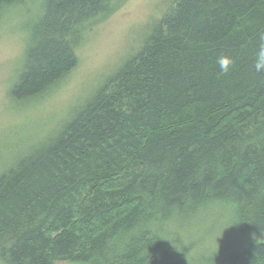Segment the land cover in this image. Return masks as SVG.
<instances>
[{"label":"trees","instance_id":"obj_1","mask_svg":"<svg viewBox=\"0 0 264 264\" xmlns=\"http://www.w3.org/2000/svg\"><path fill=\"white\" fill-rule=\"evenodd\" d=\"M24 1L0 0V19ZM121 1L40 0L15 104L58 88L86 28ZM212 212L232 237L198 264H264V0H170L141 47L0 174V263L197 264L181 238Z\"/></svg>","mask_w":264,"mask_h":264},{"label":"rangeland","instance_id":"obj_2","mask_svg":"<svg viewBox=\"0 0 264 264\" xmlns=\"http://www.w3.org/2000/svg\"><path fill=\"white\" fill-rule=\"evenodd\" d=\"M39 1L12 6L0 19V174L56 132L72 110L141 47L170 4V0H122L108 17L86 28L75 48L77 66L58 88L15 104L10 90L24 66L28 24L38 12ZM225 216L207 213L197 229L184 232L183 242L195 240L191 254L195 263H203L215 249L229 244L232 234Z\"/></svg>","mask_w":264,"mask_h":264},{"label":"clouds","instance_id":"obj_3","mask_svg":"<svg viewBox=\"0 0 264 264\" xmlns=\"http://www.w3.org/2000/svg\"><path fill=\"white\" fill-rule=\"evenodd\" d=\"M220 65H221L222 68L226 69V67H227V61L224 60V59H221L220 60ZM257 68L258 69L260 68V65L259 64L257 65Z\"/></svg>","mask_w":264,"mask_h":264},{"label":"bare ground","instance_id":"obj_4","mask_svg":"<svg viewBox=\"0 0 264 264\" xmlns=\"http://www.w3.org/2000/svg\"><path fill=\"white\" fill-rule=\"evenodd\" d=\"M25 2V1H24ZM40 2V1H39ZM117 4V3H116ZM109 5V4H108ZM114 11V10H113ZM32 12V11H31ZM3 13H4V11H3ZM2 13V14H3ZM29 14V13H28ZM97 15V14H96ZM94 17V16H93ZM35 18V17H34ZM58 86V85H57ZM48 88V87H47ZM51 92V91H50ZM12 95V94H11ZM42 96V95H41ZM34 99V98H33ZM87 104V103H86ZM85 107V106H84ZM82 110V109H81ZM63 125V124H62ZM59 132H61V131H59ZM60 134V133H59ZM223 253V252H222Z\"/></svg>","mask_w":264,"mask_h":264},{"label":"water","instance_id":"obj_5","mask_svg":"<svg viewBox=\"0 0 264 264\" xmlns=\"http://www.w3.org/2000/svg\"><path fill=\"white\" fill-rule=\"evenodd\" d=\"M261 240L264 242V236L261 238Z\"/></svg>","mask_w":264,"mask_h":264}]
</instances>
